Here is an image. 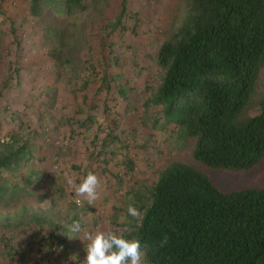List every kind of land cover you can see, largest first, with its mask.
Here are the masks:
<instances>
[{
    "label": "trees",
    "instance_id": "16d2710c",
    "mask_svg": "<svg viewBox=\"0 0 264 264\" xmlns=\"http://www.w3.org/2000/svg\"><path fill=\"white\" fill-rule=\"evenodd\" d=\"M53 1L59 0H29L30 14H39ZM59 2L67 16L87 9L84 0ZM125 13L122 4L111 32L118 31L121 36L126 30ZM11 32L5 53L16 51L18 55L23 48L21 38L15 30ZM105 41L103 49L82 58L78 65L63 57L60 72L67 80L60 88L75 103L82 101V110L90 113V121L78 125L72 135L101 121L94 140L99 134L104 136L99 148H93L92 158L104 167L118 159L115 175L124 174L127 183L123 195L133 192L135 196L133 204L141 217L132 219L135 231L125 238L140 241L145 264H264V187L223 192L206 174L180 161L167 164L149 187L148 181L139 177L137 165V158L147 150V144L137 145V136L143 133L151 144L159 132L168 139L173 135L192 139V158L212 169L248 171L263 162L264 101L258 114L242 124L237 119L247 105L259 68L264 66V0H187L183 22L153 59V82L146 80L140 92L136 89L135 124H124L117 111L134 100L130 98L134 89L118 82L122 58L113 49H104ZM16 65L9 66L8 80L20 76L21 68ZM6 109L8 115L11 106ZM19 143L8 156L0 157V181L6 183L0 188V212L18 205L25 209L12 185L19 193L29 192L54 177L51 171L40 177L31 170L36 159ZM160 146H152L155 156ZM3 170L10 176L2 179ZM103 172L107 170L103 168ZM62 190L68 200L56 213L58 229L72 227L82 215L81 202L77 203L79 198L68 190L67 183ZM7 192L9 196H5ZM21 218L23 222L28 216L23 213ZM59 240L62 244L65 238Z\"/></svg>",
    "mask_w": 264,
    "mask_h": 264
},
{
    "label": "crops",
    "instance_id": "0c3cea01",
    "mask_svg": "<svg viewBox=\"0 0 264 264\" xmlns=\"http://www.w3.org/2000/svg\"><path fill=\"white\" fill-rule=\"evenodd\" d=\"M22 46L18 55L13 51L10 57L12 62L9 66L17 64L21 71L20 76L8 80L10 89L4 104L10 105L11 110L4 115L5 125L8 131L14 127V133L20 138L19 146L26 145L36 159L31 170L40 177L51 171L54 177L42 188L16 193L19 197L31 198L29 203L23 201V211L28 218L23 222V218H19L21 222H0V264H84L87 241L83 238L86 234L116 231L127 237L130 231H135L130 226L136 224L132 220L135 217L131 218V223L130 216H127L130 205L136 208L133 204L135 196L133 192L123 195L127 183L123 181L124 174L115 175L120 163L118 159L104 167L103 163L92 158L93 148H99L104 136L99 134L94 140L95 130L101 126V121L92 122L90 129L72 135L78 125L90 121V113L82 110L83 105H79L82 101L75 103L69 94L63 95L65 89L60 86L66 85L67 79L60 72V62L52 56L55 49H40L33 41ZM9 118L14 119L13 122ZM47 137L50 141L46 140ZM98 165L101 166L100 172L97 171ZM103 168L107 172H103ZM84 171L98 177V198L91 204L79 198L82 208L79 212L82 213L81 219L76 222L79 231L74 232L73 226L58 229L56 213L65 207L62 200H68L66 190L62 188L69 177L79 181ZM5 196H9L8 192ZM34 208L38 210L33 212ZM37 213L40 214L33 215L35 219L31 222L29 215ZM63 237L65 241L61 244L59 239Z\"/></svg>",
    "mask_w": 264,
    "mask_h": 264
},
{
    "label": "rangeland",
    "instance_id": "374dc122",
    "mask_svg": "<svg viewBox=\"0 0 264 264\" xmlns=\"http://www.w3.org/2000/svg\"><path fill=\"white\" fill-rule=\"evenodd\" d=\"M59 1L47 3L39 14L31 15L29 0H0L1 158L12 153L20 139L14 131H8L9 128L6 127L4 118L8 105H5L4 101L7 90L10 89L7 81L9 65L12 62L10 61L11 54H6L5 49L10 45L12 30H15L16 35L21 38L22 45L27 46L30 41H33V43H38L40 49H55L52 56L62 65L63 57L68 58L73 65H78L82 58L91 53L95 54L98 49H103L101 43L103 39H106L104 49H113L114 53L122 58L119 67L121 77L118 82L123 86L128 84L134 89L130 92V98L134 100L129 102L126 108H120L119 113L124 117V124L131 122L135 124L133 119L136 116V89L140 92L146 80L153 82V77L156 74V64L153 59L161 45L168 41L171 34L183 22L187 7V0H84L87 6L85 12L67 16L61 9ZM122 4L126 6L124 17L128 23L126 30L120 36L118 31L111 32V30L120 18ZM133 27L135 28L132 31ZM140 66L143 70L140 69ZM140 95L142 96L141 93ZM263 101L264 66L258 70L249 100L238 117L237 123L242 124L248 117L258 114ZM155 134L157 140L151 144L146 142L143 133L137 136V145L140 148L147 144L146 153L137 158L140 161L137 165L140 167V169L138 167V171L141 173L139 177H142L141 179L144 181L147 180L149 187L157 179L158 172L164 170L166 165L172 161L186 163L203 172L223 192L244 187H264V160L259 166L248 171L212 169L192 158L191 152L194 144L192 139H182L177 135L168 139L160 132ZM159 145H161L158 148L160 149L159 154L155 156L152 146L158 147ZM140 151L142 152V149ZM144 157L147 162H143L146 160ZM8 172L3 170L1 178L6 177ZM5 184L0 181V188H3ZM11 188L19 193L15 185H12ZM26 199L18 197L17 201ZM61 203L65 205L66 201L62 200ZM19 206L1 211L0 222L20 221L19 218L25 211L21 210ZM36 210L38 209L34 208L33 212ZM33 215L35 214H32V217ZM138 219L136 218V221ZM127 221L129 222V220ZM117 231H120L119 227Z\"/></svg>",
    "mask_w": 264,
    "mask_h": 264
},
{
    "label": "clouds",
    "instance_id": "9594fccd",
    "mask_svg": "<svg viewBox=\"0 0 264 264\" xmlns=\"http://www.w3.org/2000/svg\"><path fill=\"white\" fill-rule=\"evenodd\" d=\"M78 179L79 183L72 177L67 179L68 190L91 204L98 198L97 189L100 186L98 177L89 171ZM80 202L81 200L77 199V203ZM127 211L135 218L141 217V213L131 205ZM72 230L79 231V224L74 223ZM83 239L87 241L84 264H145L146 254L142 251L138 239H126L116 231H96L86 234Z\"/></svg>",
    "mask_w": 264,
    "mask_h": 264
}]
</instances>
